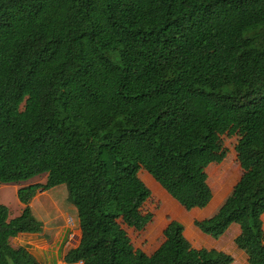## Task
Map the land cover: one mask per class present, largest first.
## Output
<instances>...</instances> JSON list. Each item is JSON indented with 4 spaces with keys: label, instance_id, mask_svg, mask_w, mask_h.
<instances>
[{
    "label": "trees",
    "instance_id": "1",
    "mask_svg": "<svg viewBox=\"0 0 264 264\" xmlns=\"http://www.w3.org/2000/svg\"><path fill=\"white\" fill-rule=\"evenodd\" d=\"M199 106L238 126L263 114L243 150L250 178L194 224L216 240L239 225L236 246L264 264V0H0V185L48 175L18 190V217L0 201V264H42L11 239L42 231L30 202L62 184L82 232L68 264H233L176 220L151 255L117 226L152 220L140 168L187 206L211 202L194 161H223L217 133L170 132Z\"/></svg>",
    "mask_w": 264,
    "mask_h": 264
},
{
    "label": "crops",
    "instance_id": "2",
    "mask_svg": "<svg viewBox=\"0 0 264 264\" xmlns=\"http://www.w3.org/2000/svg\"><path fill=\"white\" fill-rule=\"evenodd\" d=\"M197 112L199 113V115L203 116L204 115L203 113H206V109L204 106H199L197 109ZM204 164H207V166L211 167L213 166V164H218V163L208 161L201 157L195 159L194 161L195 169H196V166H202ZM140 171H141V168H140ZM145 171L150 176H153L147 170ZM246 172L247 174L248 173L250 174L249 171L246 170ZM43 175H45V177L39 178L40 176H43ZM43 175L37 176L27 182H22L20 184H1L0 185V198L3 197L5 200L3 202L0 199L1 203H3L4 205H7L10 210L11 203L9 199H10L11 193L12 194L14 193V197H17V192L21 187L31 185V184H45L47 181L48 175L47 174H43ZM218 178L219 179L221 178V179L219 180L220 182L216 188L214 187L212 188L211 186H208L213 193V198L206 207L199 208V207L187 206L183 204L176 195H173L166 190L164 191L165 198H168V196H171L173 200L177 202L179 206H182L187 211H191V210L194 211L195 213L193 212V214L197 215V217L194 218V222L196 220L208 219L214 216L219 211V209L223 206V204L227 201V199H229L232 196L233 192L245 183L242 178H241V182H238V180L235 181L231 179V177H226V176L224 177L223 174L219 175ZM35 179L36 180L41 179V180H39L38 182V181H34ZM204 180L207 184V181L205 178ZM222 181L224 183H221ZM64 191L66 192L63 184L53 187L51 189H48L46 191L39 190L37 194L34 196V198L31 200L30 207L36 219L42 223L43 225L42 231L38 233H21L11 239V245L14 248L27 247L30 251L34 252L37 255V257L40 259L42 264H68L64 261V256L70 249L66 246V243L68 241V237L71 231V228L67 221L69 217H73L78 223V228L76 229V232H75L73 247L74 248L77 247L81 241L82 232L79 226L78 211L76 207L70 202L68 198V192L65 193ZM60 197H61V200H59ZM16 201H17L16 202L17 210H19V213L15 217H18L19 215H21L23 208L25 206L24 204L20 202L18 197L16 198ZM144 205L141 208V212L146 209ZM162 205L165 206L166 202ZM146 213L152 214L148 211H146L143 214H146ZM157 214H158V217L156 218V220L160 222L159 223L157 221L154 222L155 220L153 221V215H152V220L150 222L153 225L151 226V229H150V235L154 239L152 241V244L156 242L157 240L156 238L160 237V234L162 232L164 235V231L170 223L169 222L167 226L164 227L163 226L164 221L162 219V215L160 214V212ZM10 217L15 218V217H12L11 210H10ZM175 220L179 221L177 219ZM262 220H263V229H264V214L262 215ZM179 222L182 223L181 221ZM182 225L184 226V234L186 237L188 236V234H190L194 237V239H196L197 243L204 241V242H208L210 246L215 243L216 246L212 248L231 254L234 257L233 264H249L248 256L246 255V253L240 250L235 244V239L241 232L239 225L232 224L230 228L228 229V231L218 240L213 239L212 237L204 234L202 231H200V229H198L197 227L195 228L194 227L195 225L193 226V225H190L189 223L188 224L182 223ZM117 226L126 232L129 239L131 240V243L133 244L132 238H131V235H132L131 232L136 233L140 231H137L136 229L127 226L126 223L121 219L117 221ZM231 244L233 245L234 248H227V247H231ZM218 247H225V248H218ZM76 264H81V263L78 262Z\"/></svg>",
    "mask_w": 264,
    "mask_h": 264
},
{
    "label": "rangeland",
    "instance_id": "3",
    "mask_svg": "<svg viewBox=\"0 0 264 264\" xmlns=\"http://www.w3.org/2000/svg\"><path fill=\"white\" fill-rule=\"evenodd\" d=\"M203 114L204 115L201 116L198 112H194L190 116L182 118L183 120L179 124H173L170 127V132L174 134V142L178 144L182 141H192L208 126L212 127L219 138V144L222 148L223 153V161L218 164H213V166L211 167L207 166V164L196 166L197 171L206 179L208 186H211L212 188H216L218 186L220 182L218 176L221 174H223L224 177H231V179L235 181L238 180V182H241L242 178L244 182H246L250 178V174H247L246 170L242 167L243 150L246 146V143L258 130V127L263 120V114L261 113V111H257L253 114L251 119L242 126L231 124L227 121L226 118L207 109L206 113ZM138 156L140 165L143 166L141 156L139 154ZM212 167H214L215 169ZM145 170L146 169H142L140 171L139 169V177L146 184L151 194L148 200L145 202L144 206L146 209L142 212L145 213L146 211H148L152 213L153 221L155 220L154 222H158L156 218L158 217L157 213L160 212L164 221V227L167 226V224L171 222V220L175 219L181 221L184 224L189 223L190 225L194 226V218L197 217V215L193 214L194 211H187L182 206H179L171 196L165 198V190L160 185V182L157 181L155 177L153 178V176H150L148 173H146ZM42 177H45V175L40 176L39 178ZM39 180L41 179H35L34 181L39 182ZM63 186L66 192H68L67 187L65 185ZM16 198L17 197H14V193H11L9 201L11 203L10 210L12 217H15L19 213V210H17ZM0 199L3 202L5 201L3 197ZM59 200H61V197L59 198ZM165 202L166 205L163 206L162 204H164ZM151 226H153L152 223H149L142 231L136 233L131 232V238L134 247L136 249L143 250L147 254H151L152 252H154L165 241V237L162 232L160 234V237L156 238V242L152 244V241L154 239L150 235ZM194 227L196 228V226ZM187 238L195 248L207 247L208 249H214L212 247L216 246L215 243L210 246L208 242L204 241L197 243L196 239H194V237L190 234H188ZM227 248L234 247L231 244V247Z\"/></svg>",
    "mask_w": 264,
    "mask_h": 264
},
{
    "label": "built area",
    "instance_id": "4",
    "mask_svg": "<svg viewBox=\"0 0 264 264\" xmlns=\"http://www.w3.org/2000/svg\"><path fill=\"white\" fill-rule=\"evenodd\" d=\"M67 221L71 228V231H70L66 246L68 248H72L74 246L75 232H76V229L78 228V223L73 217H69ZM79 263L83 264V262H79Z\"/></svg>",
    "mask_w": 264,
    "mask_h": 264
}]
</instances>
